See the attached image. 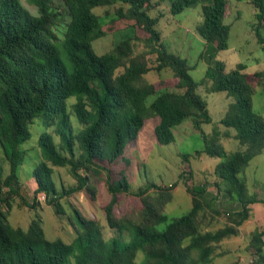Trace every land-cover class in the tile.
<instances>
[{
    "label": "trees",
    "instance_id": "1",
    "mask_svg": "<svg viewBox=\"0 0 264 264\" xmlns=\"http://www.w3.org/2000/svg\"><path fill=\"white\" fill-rule=\"evenodd\" d=\"M27 1L35 11L21 0H0V264H208L217 254H225L228 250L214 253L217 243L237 236L250 215L249 204L260 200L249 194L240 172L254 156L264 153V115L253 109L256 87L264 91V70L249 73L246 64L238 62L226 71L223 61L209 55L206 89L225 92L229 101L219 123L226 130H235L232 138L241 146L227 152L221 137L229 135L228 131L221 133L218 125L210 132L202 128L203 123L211 122V116L207 103L197 93L198 82L190 76L186 59L167 51L160 42L156 26L163 14L152 16L154 0ZM166 1L169 13L177 14L200 0ZM116 2L121 5L115 14L133 30L140 28L147 33L148 51L134 53L131 35L102 54L94 51L92 42L105 31L93 9ZM204 2L202 21L195 31L213 51L226 49L228 2ZM246 2L253 8L252 29L264 52L260 31L264 26V0ZM149 52L155 53L153 65L146 58ZM164 68L173 73L174 89L157 93L155 84L145 75ZM152 95L155 97L148 102ZM71 114L79 126L72 123ZM150 118L157 119L153 131L160 144L174 141L173 127L190 118L203 141L195 155L219 159L212 171L216 193L207 186L206 177L203 182L188 185L187 179L194 172H183L191 206L163 229L158 226L168 221L163 209L171 201L177 181L168 186L150 182L137 188L133 194L140 200L138 210L115 213L117 194L126 191L128 180L124 170L117 179L113 176L114 164L119 158L128 161L124 157L127 145ZM34 122H40L44 129L35 143L39 158L30 161L33 198L41 192L57 213H65L60 202L63 196L83 192L88 199H96L95 182L104 171L111 197L102 209L113 233L110 237H104L96 218L75 206L67 215L76 231L70 242L47 238L38 214L25 229L9 223L8 212L16 197L30 208L37 203H29L20 193V169L28 155L23 143L31 137L29 125ZM188 155L185 153L183 159ZM54 166L66 167L74 183L58 191L52 180ZM223 189L228 200L238 205L226 211L223 225L212 226L220 214L217 202ZM124 233L128 240L123 238ZM263 236L264 228H256L248 236L251 264H264Z\"/></svg>",
    "mask_w": 264,
    "mask_h": 264
},
{
    "label": "rangeland",
    "instance_id": "2",
    "mask_svg": "<svg viewBox=\"0 0 264 264\" xmlns=\"http://www.w3.org/2000/svg\"><path fill=\"white\" fill-rule=\"evenodd\" d=\"M60 3L59 0H54ZM155 6L151 10L152 16L163 14L158 21L156 28L160 32V42L167 51L176 53L180 57L186 59L189 66V74L192 79L198 82L197 93L207 103V108L211 116L210 123H203L202 128L206 132H210L214 125L220 127L221 133L228 131L229 135L222 134V143L227 152L236 151L241 148L237 139L232 138L235 130L220 125L219 120L224 116L226 106L229 101L225 92L208 91L209 80L205 78V70L209 65V55L214 54V58L223 61L225 70L229 71L238 62L246 64L245 71L253 73L254 70H264V52L260 50V44L256 40V36L252 29V23L255 22L253 8L246 0H227L228 7L226 9L225 22L230 25L228 48L213 51L212 46L207 43L195 31V27L202 21L201 5L204 0H200L198 4L187 7L177 14H171L168 10V1L154 0ZM30 10L35 11L33 6L27 0H21ZM158 3V4H157ZM120 2L111 5L94 7L93 11L99 16L105 31L104 36L95 39L92 42L94 51L102 54L110 50L116 42L126 35L132 36L133 51L136 54L148 51L145 43L147 33L140 28L134 30L127 25V22L115 14L116 7L120 6ZM62 7H59L61 10ZM264 36V26L260 28ZM136 36V37H135ZM135 37V38H134ZM149 65L155 63V53L146 54ZM121 69L119 70V72ZM118 72V73H119ZM145 77L155 84L157 93L165 90H173L175 78L170 68H164L159 73L155 70L146 73ZM155 95L148 97L150 102ZM73 101V99H71ZM254 111L264 115V91L261 86L256 87L253 95ZM70 118L74 125H78L75 117L71 114ZM157 122L156 118L146 119L143 126L139 130L136 138L127 145L124 157L119 158L114 164L116 179L124 170L128 180L126 191H119L117 194V202L115 205V213H122L138 210L140 200L133 194L137 188L148 183H156L168 186L177 181L176 186L172 189L173 196L169 203L164 206V211L168 214V221L158 226L163 229L165 225L172 219L186 213L191 206L190 194L186 191L184 184V171H193L187 184H197L203 182L204 178L209 181L207 185L211 191L217 192V188L213 186L214 176L212 174L214 165L218 162V158L205 154L195 155V151L203 147V141L198 131L193 129L192 120L185 119L181 124L173 127L174 141L168 144H160L154 136V126ZM30 126L31 137L23 143V147L27 148L28 155L22 169H20V177L23 184L20 193L29 202L36 200V207L30 208L25 205L19 197L13 201V206L8 212V221L13 226L26 228L30 219L38 214L42 220V227L45 236L49 239L56 237L62 238L66 242H70L76 236L73 225L68 220V213L71 206H75L80 210H84L96 218L102 225V232L105 238L110 237L113 233L107 226L103 205L106 204L111 197L106 182L105 172H101L95 182L96 199L90 200L85 197L83 192H78L72 196H63L60 199L65 213H57L54 207L46 202L43 193H37L34 199L35 183L30 176V168L33 164L31 160H37L39 153L36 148V141L40 132L44 127L40 122H34ZM49 132H53L52 127L48 128ZM55 142L58 143V137L54 136ZM188 153L187 159H183V155ZM1 157V153H0ZM103 165L106 162H100ZM113 168V166H112ZM200 169H204L201 173ZM199 174H196V172ZM242 179L246 184L249 194L254 195L259 201L250 203V211L248 219L239 227L247 231L238 236L226 237L217 243L214 253L225 251V254H217L208 264H251L253 256L248 248V236L256 229L264 228V153L254 156L246 165L244 170L240 172ZM52 180L55 188L61 191L74 183V179L68 172L66 167H53ZM211 181V182H210ZM92 182V181H91ZM217 207L220 214L216 216L212 226H221L227 220L226 211L235 208L231 201L228 200V194L223 189L219 192ZM234 205H238L234 204ZM5 208V206H3ZM82 208V209H81ZM210 215H207V219ZM264 237V236H263ZM123 238L128 240V235L124 233Z\"/></svg>",
    "mask_w": 264,
    "mask_h": 264
},
{
    "label": "crops",
    "instance_id": "3",
    "mask_svg": "<svg viewBox=\"0 0 264 264\" xmlns=\"http://www.w3.org/2000/svg\"><path fill=\"white\" fill-rule=\"evenodd\" d=\"M252 204V203H251ZM232 206H235L234 204L232 205ZM251 206V205H250ZM249 206V207H250ZM240 229V233L238 234V235H241L242 233H245L246 231H247V229L246 230H243V228L241 227V228H239ZM237 235V236H238Z\"/></svg>",
    "mask_w": 264,
    "mask_h": 264
}]
</instances>
